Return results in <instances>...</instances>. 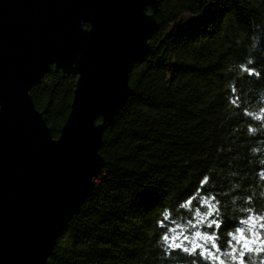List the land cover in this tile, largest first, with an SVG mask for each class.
<instances>
[{"label":"trees","instance_id":"trees-1","mask_svg":"<svg viewBox=\"0 0 264 264\" xmlns=\"http://www.w3.org/2000/svg\"><path fill=\"white\" fill-rule=\"evenodd\" d=\"M155 20L147 53L131 66V94L102 132L98 187L47 264H190L194 256L158 242L173 226L159 222L169 210L186 224L192 214L179 205L204 176L200 195L217 197L226 225L264 216V0H159ZM74 83L50 71L30 90L54 137ZM261 260L251 254L247 264Z\"/></svg>","mask_w":264,"mask_h":264},{"label":"water","instance_id":"water-1","mask_svg":"<svg viewBox=\"0 0 264 264\" xmlns=\"http://www.w3.org/2000/svg\"><path fill=\"white\" fill-rule=\"evenodd\" d=\"M158 9L159 0H0V264H47L98 187L102 132L131 94ZM50 71L75 80L57 137L30 95Z\"/></svg>","mask_w":264,"mask_h":264},{"label":"snow or ice","instance_id":"snow-or-ice-1","mask_svg":"<svg viewBox=\"0 0 264 264\" xmlns=\"http://www.w3.org/2000/svg\"><path fill=\"white\" fill-rule=\"evenodd\" d=\"M242 71H245L249 76L258 75L255 68L251 66H242ZM234 88L235 86L230 91ZM252 131L255 132L254 129ZM209 179L204 176L200 180L196 192L186 194V198L180 203L181 209H187L192 214L186 224L178 223L172 219L169 210H164L163 218L159 222L161 228H164L165 221L173 226L167 227L163 234L158 236V242L173 253L182 251L194 256L196 260L215 261L216 264H227L225 256L230 257L232 264H247L251 254L264 257V216L259 217L257 225L253 210L247 209L246 212L253 213L248 215L247 219L226 225L219 214L221 206L217 197L215 195H200ZM194 203L197 205L195 208H193ZM237 223L240 226H237ZM244 225L248 226V234L245 233ZM257 227L259 231L256 230ZM230 229H234V231ZM221 231L226 232L223 245L218 242ZM225 247L227 248L226 252ZM196 260L191 261L190 264H196ZM260 264H264V260H261Z\"/></svg>","mask_w":264,"mask_h":264},{"label":"clouds","instance_id":"clouds-1","mask_svg":"<svg viewBox=\"0 0 264 264\" xmlns=\"http://www.w3.org/2000/svg\"><path fill=\"white\" fill-rule=\"evenodd\" d=\"M3 106L2 105H0V108H2ZM262 107H264V106H262Z\"/></svg>","mask_w":264,"mask_h":264}]
</instances>
